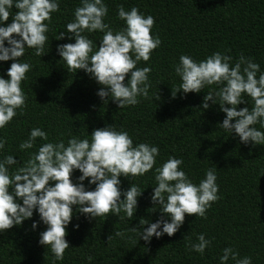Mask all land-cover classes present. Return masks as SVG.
Wrapping results in <instances>:
<instances>
[{"label":"trees","instance_id":"1","mask_svg":"<svg viewBox=\"0 0 264 264\" xmlns=\"http://www.w3.org/2000/svg\"><path fill=\"white\" fill-rule=\"evenodd\" d=\"M108 12L104 22L114 31L123 26L116 16L118 5L125 10L137 7L144 15L154 19L151 34L159 36L160 45L152 50L148 61H138L137 67L149 66L150 96L156 92L159 100L138 98L134 106L118 108L111 98L104 104L96 95L100 85L83 70L68 71L56 52L57 44L72 43L65 38L56 40L60 31L73 19L74 9L80 0H59V8L51 14L48 49L39 57L34 49L26 48L21 60L31 64L21 88L26 99L22 109L3 128L0 138L5 141L0 149V159L14 155L22 166L45 141L36 138L31 149H21L19 144L28 138L29 130L40 127L48 140L65 143L71 135L84 138L94 128L113 124L132 137L133 145L147 142L158 146L154 168L169 156L182 158L181 167L193 183L204 178L208 167L217 170L216 183L219 197L206 209L205 217L185 214L184 222L171 237L163 234L149 243L137 239L129 227L146 228L140 220L155 222L160 217L159 207L149 202L154 173L149 170L142 176L118 177L120 187L126 190L136 183L142 194L132 218L124 213L88 219L73 206V216L66 227L65 249L62 260L54 261L48 246L38 244L39 233L45 225L39 223L35 210L31 218L19 226L0 232V264H220L222 249L231 247L238 258L251 257V264H264V145L241 143L234 133L219 127L224 113L218 104L208 101L209 107L201 109L206 86L199 93L187 94L171 89L180 81L173 71L181 54L196 61L213 52L232 57L231 63L242 54L252 58L264 71V0H104ZM12 13L15 12L13 8ZM11 22V15L4 23ZM99 47L102 33H83ZM12 61L0 62L3 75ZM7 78V77H5ZM128 75L125 76L126 82ZM251 99L237 105L251 107ZM227 106V105H225ZM261 131L259 123L255 125ZM73 170L71 179L79 176ZM53 183V182H49ZM87 186V178L83 182ZM95 185L87 186L88 190ZM123 199V197H121ZM37 221L35 230L31 229ZM79 225L73 229V225ZM120 231L122 236H115ZM199 233L211 241L203 254L190 250ZM111 236V239L108 237ZM93 259L89 261L87 257ZM226 264H234L229 258Z\"/></svg>","mask_w":264,"mask_h":264},{"label":"clouds","instance_id":"2","mask_svg":"<svg viewBox=\"0 0 264 264\" xmlns=\"http://www.w3.org/2000/svg\"><path fill=\"white\" fill-rule=\"evenodd\" d=\"M58 8L59 0H0V62L12 61L0 75V128L25 103L21 82L32 66L20 58L26 48L34 49V55L39 57L46 52L51 14ZM107 12L104 0H80L73 19L65 25L66 30L55 36L61 40L68 33V38L74 40L57 44L60 61L68 71L83 70L95 80L100 85L96 95L104 104L108 102L106 97L119 109L138 104V98L159 100L157 90L149 94L151 68L137 67L138 61H148L152 50L161 43L159 36L151 34L153 17L139 12L135 6L125 10L123 5H118L116 16L123 21V26L114 31L104 22ZM10 15L11 22L5 24ZM94 31L102 33L99 47L83 34ZM231 61V56L220 52H213L200 61L181 54L178 63L173 65L180 83L171 89V96L174 98L177 91L199 93L206 86L215 85L203 96L200 108L207 109L208 101L218 104L224 113L219 123L221 129L234 133L245 145L249 142L253 146L264 145V131L255 127L259 123L264 128V71L252 58L242 54L235 63ZM126 74L128 79L124 82ZM245 97L251 99V107L237 110ZM36 138L45 142L15 171H10L17 165L14 155L0 159V232L21 225L35 210L39 223L46 226L38 234V244L48 246L54 261L62 260L65 249L69 248L65 236L73 206L88 219L106 217L109 212L113 215L123 212L127 218L133 217L143 189L134 182L126 190L121 189L120 176H142L149 170L154 173L155 186L149 202L153 208L159 207L161 215L155 222L141 219V224L147 225L142 230L129 227L128 231L137 234L135 243L140 239L147 244L153 236L159 239L163 234L171 237L183 224L185 214L205 217L206 209L219 198L215 167H208L198 183H193L181 167L182 158L169 156L154 168L158 146L147 142L133 145L129 133L117 130L113 124L94 128L84 138L71 135L66 143L49 141L44 130L33 127L19 148H33ZM4 144L0 138V149ZM73 170L80 173L75 182L70 178ZM86 178L87 186L95 185L91 190L83 183ZM36 227L37 221H33L31 229ZM78 227L73 225V229ZM122 234L114 233L118 237ZM210 243L205 234L199 233L190 250L203 254ZM229 258L234 264H251V257L238 258L237 252L225 247L219 257L220 264H226Z\"/></svg>","mask_w":264,"mask_h":264}]
</instances>
